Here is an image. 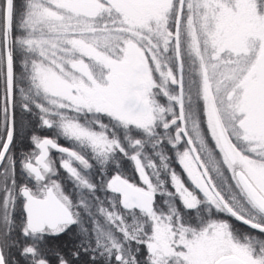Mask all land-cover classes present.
<instances>
[{
  "label": "snow or ice",
  "instance_id": "obj_1",
  "mask_svg": "<svg viewBox=\"0 0 264 264\" xmlns=\"http://www.w3.org/2000/svg\"><path fill=\"white\" fill-rule=\"evenodd\" d=\"M0 264H264V0H0Z\"/></svg>",
  "mask_w": 264,
  "mask_h": 264
}]
</instances>
